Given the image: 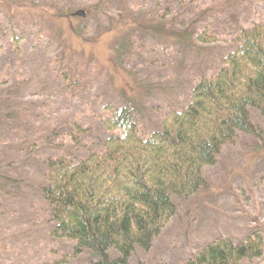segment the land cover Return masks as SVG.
Returning <instances> with one entry per match:
<instances>
[{
    "label": "rangeland",
    "instance_id": "rangeland-1",
    "mask_svg": "<svg viewBox=\"0 0 264 264\" xmlns=\"http://www.w3.org/2000/svg\"><path fill=\"white\" fill-rule=\"evenodd\" d=\"M0 1V177L11 181H0V264H95L49 234L53 224L37 191L43 161L99 152L110 136L100 121L106 105L132 103L141 134L158 130L164 114L188 105L197 78L220 69L236 48L232 37L264 21V0H35L26 12L16 10L21 0ZM94 5L100 10L88 18L55 19ZM205 29L216 43L177 36ZM11 32L24 37L20 55ZM253 119L262 138L240 135L225 147L203 171L208 188L172 197L175 216L128 264H186L215 239L237 243L255 231L264 253V121ZM67 124L88 129L78 145Z\"/></svg>",
    "mask_w": 264,
    "mask_h": 264
},
{
    "label": "trees",
    "instance_id": "trees-1",
    "mask_svg": "<svg viewBox=\"0 0 264 264\" xmlns=\"http://www.w3.org/2000/svg\"><path fill=\"white\" fill-rule=\"evenodd\" d=\"M21 1L16 10H32L35 0ZM97 5L82 9L80 18L99 11ZM75 12L52 15L69 20ZM110 34L109 30L106 35ZM177 36L203 45L218 41L206 29ZM23 40L11 32L10 47L16 55L21 54ZM232 42L236 48L224 57L220 69L197 78L188 105L164 114L158 130L141 134L132 103L106 105L100 121L110 136L99 152L80 159L57 155L43 161L45 172L37 191L53 224L49 234L73 242V256L86 251L95 264H128L136 250L148 252L176 214L172 197L187 199L206 190L204 169L215 166L223 149L240 135L262 138L253 118L264 121V21L240 29ZM58 74L70 82V75ZM67 126L71 128L67 136L78 145L88 129ZM263 259V236L255 231L237 243L215 239L186 264H257Z\"/></svg>",
    "mask_w": 264,
    "mask_h": 264
},
{
    "label": "water",
    "instance_id": "water-1",
    "mask_svg": "<svg viewBox=\"0 0 264 264\" xmlns=\"http://www.w3.org/2000/svg\"><path fill=\"white\" fill-rule=\"evenodd\" d=\"M74 16H75V17H84V12L81 11V10L76 11V12L74 13ZM257 264H264V259H263L262 261L258 262Z\"/></svg>",
    "mask_w": 264,
    "mask_h": 264
}]
</instances>
